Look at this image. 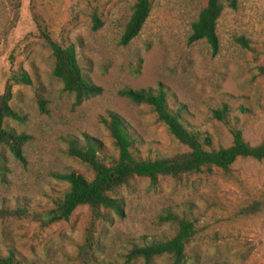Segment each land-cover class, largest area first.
<instances>
[{
  "label": "rangeland",
  "instance_id": "obj_1",
  "mask_svg": "<svg viewBox=\"0 0 264 264\" xmlns=\"http://www.w3.org/2000/svg\"><path fill=\"white\" fill-rule=\"evenodd\" d=\"M135 1L0 0V93L10 83V104L24 117L4 124L30 136L22 147L25 164L2 151L0 255L12 253L20 264H146L127 255L134 246L176 233V223L158 218L171 210L193 224L183 264H264V209L249 210L264 195V160L238 158L226 172L159 176L155 184L134 177L112 193L123 201L122 214L101 210L108 220L93 219L87 206L76 208L67 221L41 220L68 188L54 174L74 170L93 178L67 154L69 138H96L106 163L117 156L100 121L109 111L128 124L136 158L188 150L147 105L119 96L123 87L165 88L169 107H180L185 126L209 137L211 148L231 144L230 128L251 145L264 140V0H232L234 7H224L214 54L204 40L188 43L206 0H150L139 34L120 45ZM93 15L100 21L97 29ZM41 33L74 48L83 74L102 87L100 95L76 103L63 91ZM18 71L31 83L14 84L11 75ZM224 105L225 120H218L213 111ZM170 262L169 255H161L147 264Z\"/></svg>",
  "mask_w": 264,
  "mask_h": 264
},
{
  "label": "trees",
  "instance_id": "obj_2",
  "mask_svg": "<svg viewBox=\"0 0 264 264\" xmlns=\"http://www.w3.org/2000/svg\"><path fill=\"white\" fill-rule=\"evenodd\" d=\"M234 7L232 0H206V4L199 10L196 19L191 24L188 43L204 40L212 53H216L219 47V38L216 31L217 20L224 7ZM151 9L150 0H136L132 6L131 14L120 36L119 44L128 45L140 32ZM93 29L100 26V21L93 15ZM46 44L51 50L54 62L52 75L62 83L63 91L72 93L75 102L82 99L100 95L102 87L92 82L82 72L78 64L75 50L72 46H63L53 40L48 34L41 33ZM247 47L244 39H238ZM264 71V65L261 67ZM14 84L31 83L26 72L18 71L11 75ZM121 97L127 98L132 103L147 105L156 115V119L164 124L168 132L188 150L171 157L156 159H140L133 154L134 139L125 120L116 112L109 111L100 121L107 129L113 144L117 150V156L111 157L106 163L99 154L100 142L89 135L83 134L81 139L69 138L67 141V154L86 165L92 172L93 178L87 179L82 174L70 170L64 173L54 174L55 178L68 184L63 197L55 201L52 208L43 212L41 220L44 225H50L61 221H67L74 210L79 206H87L93 219H105L107 217L101 210L111 211L117 215L122 214L123 201L112 196L119 187L128 183L134 177L147 178L151 184H155L159 176L179 178L182 175L192 173H212L214 169L228 171L230 166L238 158H251L257 161L264 160V140L256 145L247 142L242 132L236 128H230L232 141L229 146L211 148L209 137H202L198 132L189 130L182 121L181 108L172 110L167 101V91L162 86L155 88L144 87L133 89L123 87L117 91ZM12 99V85L7 83L0 93V173L5 170L2 164L3 149L22 164H25L22 147L30 139L24 132H16L5 126L6 119L22 121L24 117L14 109L10 101ZM41 109L44 102L40 101ZM227 106L215 109L213 115L218 120H225ZM207 145L209 148H205ZM264 209V195L260 201L254 202L249 210L258 212ZM162 222H174L177 224L176 233L165 240L151 241L144 245L132 247L127 258H142L146 264L161 255H169L170 264H183L185 261V246L193 234V224L177 213L166 210L159 215ZM90 244L87 239L86 246ZM0 264H20L12 253L6 256L0 255Z\"/></svg>",
  "mask_w": 264,
  "mask_h": 264
}]
</instances>
